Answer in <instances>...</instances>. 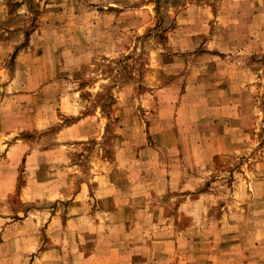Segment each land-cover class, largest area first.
I'll list each match as a JSON object with an SVG mask.
<instances>
[{"label": "rangeland", "instance_id": "obj_1", "mask_svg": "<svg viewBox=\"0 0 264 264\" xmlns=\"http://www.w3.org/2000/svg\"><path fill=\"white\" fill-rule=\"evenodd\" d=\"M0 264H264V0H0Z\"/></svg>", "mask_w": 264, "mask_h": 264}]
</instances>
